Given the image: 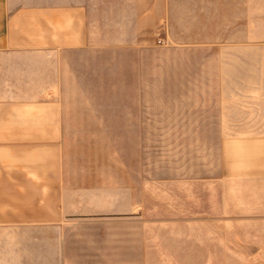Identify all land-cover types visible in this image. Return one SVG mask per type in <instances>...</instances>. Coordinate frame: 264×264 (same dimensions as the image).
<instances>
[{
    "label": "rangeland",
    "instance_id": "obj_1",
    "mask_svg": "<svg viewBox=\"0 0 264 264\" xmlns=\"http://www.w3.org/2000/svg\"><path fill=\"white\" fill-rule=\"evenodd\" d=\"M174 2L175 39L161 23L150 40L97 47L59 96L65 158L135 191L126 249L97 260L264 264V0ZM87 119L91 136L72 135Z\"/></svg>",
    "mask_w": 264,
    "mask_h": 264
},
{
    "label": "crops",
    "instance_id": "obj_2",
    "mask_svg": "<svg viewBox=\"0 0 264 264\" xmlns=\"http://www.w3.org/2000/svg\"><path fill=\"white\" fill-rule=\"evenodd\" d=\"M174 1L0 0V232L10 234L8 264H101L103 249H126L135 191L91 183V159L65 158L59 96L69 69L97 47L150 40L161 23L175 39ZM71 128L91 136V119ZM262 152L264 209V138Z\"/></svg>",
    "mask_w": 264,
    "mask_h": 264
}]
</instances>
